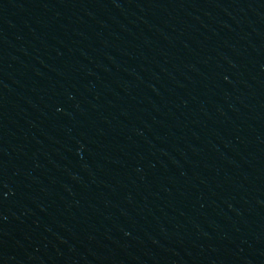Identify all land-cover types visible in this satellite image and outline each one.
<instances>
[{
	"label": "water",
	"instance_id": "1",
	"mask_svg": "<svg viewBox=\"0 0 264 264\" xmlns=\"http://www.w3.org/2000/svg\"><path fill=\"white\" fill-rule=\"evenodd\" d=\"M0 264H264V0H0Z\"/></svg>",
	"mask_w": 264,
	"mask_h": 264
}]
</instances>
